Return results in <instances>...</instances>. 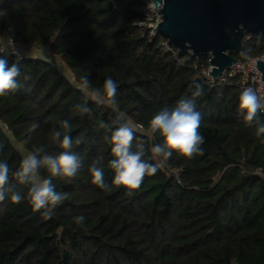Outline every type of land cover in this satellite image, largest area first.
<instances>
[{
	"label": "trees",
	"instance_id": "1",
	"mask_svg": "<svg viewBox=\"0 0 264 264\" xmlns=\"http://www.w3.org/2000/svg\"><path fill=\"white\" fill-rule=\"evenodd\" d=\"M139 7V0H0V40L14 38L58 59L7 57L21 75L19 87L0 97V162L14 172L35 147L44 149L41 156L58 155L63 149L51 139L54 131L71 137L82 160L77 177L52 178L68 198L51 218L27 199L13 203L11 195L26 196L28 186L10 178L0 201V264H63L65 252L69 264H264V138L239 113L240 78L210 83L203 73L210 56L164 50L166 39L139 25ZM249 42L246 56L264 53ZM85 77L96 88L108 77L116 81L121 110L145 129L136 133L133 150L140 140L146 150L162 143L159 133L146 131L151 117L201 85L202 154L174 153L132 195L114 186L111 146L99 127L114 113L80 91ZM78 104L90 112L80 113ZM96 161L111 190L92 183ZM40 175L49 177L45 168ZM77 216L85 217L83 226Z\"/></svg>",
	"mask_w": 264,
	"mask_h": 264
},
{
	"label": "clouds",
	"instance_id": "2",
	"mask_svg": "<svg viewBox=\"0 0 264 264\" xmlns=\"http://www.w3.org/2000/svg\"><path fill=\"white\" fill-rule=\"evenodd\" d=\"M241 55L246 56V53ZM20 75L19 64L13 62L9 66L6 56L0 55V97L19 87L17 78ZM80 91L88 99L106 104L114 113L109 123L101 121L99 127L106 131L104 139L111 146L112 159L108 161V167L114 172L112 184L127 189L128 195H132L140 188L146 176L156 174L165 166L174 153L187 159L202 154L201 145L204 143V137L199 131L201 115L196 110V97L203 94L201 85H196L191 98L182 97L175 107H163L151 117L146 131L150 135L159 133L163 137V142L153 144L147 150L143 140L137 143L135 150L132 148L136 133L143 132L145 129L134 123L127 113L121 110L116 101L117 83L114 79L108 77L102 87L96 88L92 87L89 79L85 77L80 84ZM75 107L80 113L90 112L84 104H78ZM238 109L247 126L251 127L253 123H256V136L264 138V124L259 123V113L264 112V94L258 93L253 87L244 88L239 95ZM38 126L33 124L32 127L35 129ZM69 126L68 121L62 123L63 128ZM61 135L60 131H54L51 135V139L63 149L56 156H41L44 149L35 147L34 151H29L23 156L19 168L14 172L6 162H0V201L5 197L6 185L9 184L10 178L15 177L21 185L28 186V190L26 196L21 195L20 192H14L11 195L12 202L19 204L27 199L35 211L43 210L42 214L46 218H51L53 210L68 198L67 193L55 190L52 178L72 179L77 177L82 168L81 158L72 151L71 137L63 135L61 139ZM25 143L28 141L26 140ZM152 161H158V163ZM99 163L100 161L94 162L89 169L92 183L101 189L111 190L105 183L104 168L98 166ZM41 168L47 170L48 178H41ZM74 220L78 226H83L85 217L77 216Z\"/></svg>",
	"mask_w": 264,
	"mask_h": 264
},
{
	"label": "water",
	"instance_id": "3",
	"mask_svg": "<svg viewBox=\"0 0 264 264\" xmlns=\"http://www.w3.org/2000/svg\"><path fill=\"white\" fill-rule=\"evenodd\" d=\"M162 8L156 28L167 43L191 59L210 56L218 78L245 51L247 36L264 45V0H154ZM264 80V59L258 60ZM63 264H69L64 253Z\"/></svg>",
	"mask_w": 264,
	"mask_h": 264
},
{
	"label": "built area",
	"instance_id": "4",
	"mask_svg": "<svg viewBox=\"0 0 264 264\" xmlns=\"http://www.w3.org/2000/svg\"><path fill=\"white\" fill-rule=\"evenodd\" d=\"M140 7L139 11L142 13L144 19L139 25L148 30L149 35L158 36L160 35L157 32L156 28H149L148 26L158 27L161 22V14L159 12L162 8V4L159 3L158 7L154 3V0H139ZM24 49L19 43L15 41L14 38H9L8 40H0V51L2 54L7 57H15L17 59L23 58L25 53ZM164 50L177 55L179 52L176 48L169 45L167 40L164 43ZM264 59V53L261 56H245L244 59H238L232 66L226 69L222 75L218 78H214L210 72L212 70V65L209 64L207 68L203 69L204 75L210 81V83L215 84L219 78L223 80L228 77H239L240 85L244 89L246 87H253L260 94H264V80L262 77V73L258 67V60ZM142 126V125H141ZM143 127V126H142Z\"/></svg>",
	"mask_w": 264,
	"mask_h": 264
},
{
	"label": "rangeland",
	"instance_id": "5",
	"mask_svg": "<svg viewBox=\"0 0 264 264\" xmlns=\"http://www.w3.org/2000/svg\"><path fill=\"white\" fill-rule=\"evenodd\" d=\"M246 39H247V41H250L249 42V47H252V48L263 47L264 48V45L261 44L257 38H253L251 36H247ZM22 50L25 53V55L38 57V58H43V59H46V60L54 61L56 63L58 62V59L56 57H54V56L49 55V52L47 50H44V49L42 50V49H38V48L22 49ZM246 55H248V54H246ZM237 57L239 59H244L245 58L244 55H237Z\"/></svg>",
	"mask_w": 264,
	"mask_h": 264
}]
</instances>
